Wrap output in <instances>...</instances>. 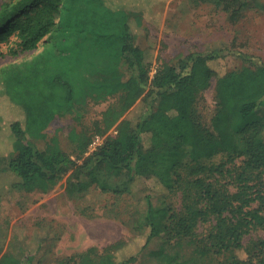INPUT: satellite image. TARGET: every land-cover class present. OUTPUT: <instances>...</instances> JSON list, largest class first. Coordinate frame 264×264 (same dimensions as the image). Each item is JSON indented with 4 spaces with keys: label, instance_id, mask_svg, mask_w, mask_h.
I'll return each instance as SVG.
<instances>
[{
    "label": "trees",
    "instance_id": "16d2710c",
    "mask_svg": "<svg viewBox=\"0 0 264 264\" xmlns=\"http://www.w3.org/2000/svg\"><path fill=\"white\" fill-rule=\"evenodd\" d=\"M163 0H11L0 7V45L12 57L40 46L28 60L0 68V197L36 184L51 189L66 177L65 193L91 188L133 194L137 179L151 180L180 207L153 210L142 225L143 251L160 237L157 264H180L184 246L202 264H264V240L247 239L264 231V122L235 129L264 106V64L255 70L219 73L218 54L190 57L178 71L162 64L150 76V56L135 42L151 10ZM205 1V0H201ZM209 1V0H207ZM0 56H3L0 54ZM215 79V113L210 129L199 118L202 93ZM116 99L101 115L97 130L115 135L77 164L56 139L39 151L35 141L72 104ZM138 102L137 119L126 113ZM21 117V118H20ZM80 155L91 137L72 135ZM220 157L218 162H214ZM212 223L200 238L196 229ZM142 235V234H139ZM123 248L107 246L97 262L134 264L138 256L117 261ZM9 254L0 264H30Z\"/></svg>",
    "mask_w": 264,
    "mask_h": 264
},
{
    "label": "rangeland",
    "instance_id": "374dc122",
    "mask_svg": "<svg viewBox=\"0 0 264 264\" xmlns=\"http://www.w3.org/2000/svg\"><path fill=\"white\" fill-rule=\"evenodd\" d=\"M9 1L0 0V7ZM151 11V21L144 23L135 37L136 45L150 56V76L162 64L184 71L190 64L188 59L196 55L223 56L214 66L221 74L242 68L255 70L264 64V0H163ZM41 50L40 46L36 51L12 57L6 46L0 45V68L28 60ZM115 102L114 98L97 97L72 104L66 115L49 124L45 139L34 144L43 151L47 141L56 139L60 149L81 164L115 135L114 129L101 132L96 125ZM197 109L202 124L210 129L216 109L215 79L202 93ZM144 111L145 106L138 102L125 117L136 120ZM257 120L264 122V106L246 121H236L234 128ZM72 135L91 137L85 155L76 150ZM219 160L216 157L214 162ZM5 166L6 161L0 162V169ZM65 181L66 177L47 190L36 184L32 192L19 189L0 197V256L9 254L21 260L31 257L30 264H81L87 252L93 250L84 263H95L107 246L121 242L123 248L116 253L117 261L138 256L134 264H157L154 254L164 247V239L152 240L141 251L147 232L142 222L149 205L153 210L168 205L178 209V196H165L156 183L137 179L133 194L113 195L91 188L70 197L65 193ZM211 226L212 223L200 225L196 235L203 237ZM247 239L264 240V231H253ZM192 252L193 247L185 245L179 263L202 264L196 262Z\"/></svg>",
    "mask_w": 264,
    "mask_h": 264
}]
</instances>
